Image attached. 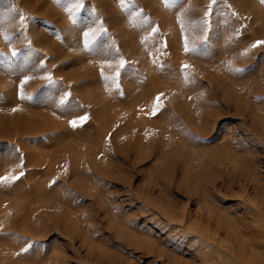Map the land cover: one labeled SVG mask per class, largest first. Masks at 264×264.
Instances as JSON below:
<instances>
[{"label":"rangeland","instance_id":"374dc122","mask_svg":"<svg viewBox=\"0 0 264 264\" xmlns=\"http://www.w3.org/2000/svg\"><path fill=\"white\" fill-rule=\"evenodd\" d=\"M257 41L261 0H0V264H264Z\"/></svg>","mask_w":264,"mask_h":264},{"label":"snow or ice","instance_id":"6c2138e0","mask_svg":"<svg viewBox=\"0 0 264 264\" xmlns=\"http://www.w3.org/2000/svg\"><path fill=\"white\" fill-rule=\"evenodd\" d=\"M56 2L59 3V0H56ZM163 2H164V4H165L166 7H171L175 3V0H163ZM215 2H216V0H212V3L213 4ZM261 3H264V0H261ZM209 7H211V5ZM13 10H15V9H13ZM20 19H21V21H23L24 20V16L21 15ZM153 31H156V29H153ZM84 35H85V37H87L89 34L88 33H85ZM5 39H10V37H7L6 36ZM258 44H264V41H257L256 44H253L252 45V47H256ZM185 50L187 51V46H186ZM13 54H15V53H13ZM123 63L124 62L121 61V66H123ZM185 67H187V66H185ZM237 71H240V70L237 69ZM161 95H163V94H161ZM156 101H157V104H156V107H154V109H153V113H152L153 115H155L156 112L159 111L160 107H162V105L159 103L160 96H157L156 97ZM81 119L83 120V119H86V118H81ZM72 124H73V126H76L75 125V121H73ZM29 247H31V245H29ZM22 250L23 251H27V249H22Z\"/></svg>","mask_w":264,"mask_h":264}]
</instances>
